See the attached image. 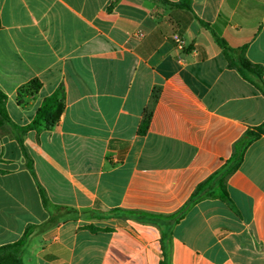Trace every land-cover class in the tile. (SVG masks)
<instances>
[{"label": "crops", "instance_id": "crops-1", "mask_svg": "<svg viewBox=\"0 0 264 264\" xmlns=\"http://www.w3.org/2000/svg\"><path fill=\"white\" fill-rule=\"evenodd\" d=\"M0 20V247L23 242V264H161L166 235L170 264H264V134L225 193L189 203L264 125V74L240 67L245 48L264 72V0H0ZM55 93L58 124L23 132Z\"/></svg>", "mask_w": 264, "mask_h": 264}, {"label": "trees", "instance_id": "trees-1", "mask_svg": "<svg viewBox=\"0 0 264 264\" xmlns=\"http://www.w3.org/2000/svg\"><path fill=\"white\" fill-rule=\"evenodd\" d=\"M177 6L190 8L189 3L179 4ZM0 28H1V20H0ZM216 40L224 52H226L229 49L227 47V44L222 39L216 36ZM240 53H241L240 55L241 69L247 71L245 73L254 75L255 77L261 80L264 74L263 70L260 67L253 65L251 62L247 60V58L245 57V48L240 49ZM40 88H41L40 82L35 80L31 82L25 89L28 90L30 93H35ZM152 101H153L152 105H154L156 101V97H154ZM62 112H63V103L60 97V93H55L51 97H48L44 100L41 108L37 111L36 117L31 123V125H29L26 128H23L22 131L23 132H26L28 130L39 131L40 129L43 128L50 130L58 124ZM152 114H153L152 108L146 110L139 128L140 135H145L147 133L152 119ZM9 121L10 118L7 112V96L4 94L2 90H0V129L3 127L4 123ZM263 134H264V125L255 131H248L247 134L235 146V150L232 158L218 172H216L213 176H211L206 182L198 186L189 203L195 202L199 197H201L206 192L212 190L213 188H217L218 190H220V192L225 193L227 179L240 167L247 148L251 145L253 141L257 140ZM40 192H41L43 204L47 205L48 200L44 191L40 189ZM132 217L143 222H154L155 224L158 225L161 222L160 220H162V218L160 217L156 218L141 213H133ZM30 228L31 227L27 228L25 232L24 240L26 239V235L30 232ZM169 237L170 236L165 235L163 236L162 239L165 260L161 264H170ZM22 253H23V242L1 246L0 264H23L21 261Z\"/></svg>", "mask_w": 264, "mask_h": 264}, {"label": "built area", "instance_id": "built-area-1", "mask_svg": "<svg viewBox=\"0 0 264 264\" xmlns=\"http://www.w3.org/2000/svg\"><path fill=\"white\" fill-rule=\"evenodd\" d=\"M140 36H142V35H140ZM173 40L175 41V43L177 44V47L180 50L185 49V42L179 35H175Z\"/></svg>", "mask_w": 264, "mask_h": 264}]
</instances>
